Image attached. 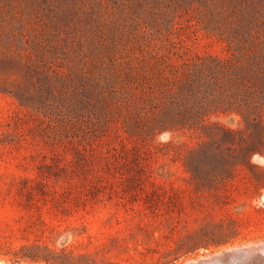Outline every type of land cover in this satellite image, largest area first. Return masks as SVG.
<instances>
[{
  "label": "rangeland",
  "instance_id": "rangeland-1",
  "mask_svg": "<svg viewBox=\"0 0 264 264\" xmlns=\"http://www.w3.org/2000/svg\"><path fill=\"white\" fill-rule=\"evenodd\" d=\"M248 31L264 38V0H0V239L68 246L116 264H184L264 241V155L251 159L260 173L233 159L217 196L195 188L192 162L160 151L170 140L186 151L196 142L190 132L157 134L138 164L133 151L103 155L106 139L91 149L57 136L71 127L60 114L73 97L86 134L101 122L103 98H121L141 72L153 73V55L226 53ZM48 76L74 81L75 90H47ZM210 119L251 133L238 114ZM200 241L210 246L192 251Z\"/></svg>",
  "mask_w": 264,
  "mask_h": 264
},
{
  "label": "trees",
  "instance_id": "trees-1",
  "mask_svg": "<svg viewBox=\"0 0 264 264\" xmlns=\"http://www.w3.org/2000/svg\"><path fill=\"white\" fill-rule=\"evenodd\" d=\"M245 34L238 37L235 48L222 54L206 47H186L180 52L173 48L171 53L153 55L156 60L153 73L141 72L135 86L124 88L121 98L114 92L106 97L107 101L103 98L104 110L95 112L101 122L86 134L81 132L87 121L84 114L78 112L80 101L73 97L67 115L60 114L63 110L59 113L60 120L69 122L71 127L59 128L57 136L62 139V135L68 134L71 143L87 144L91 149L96 144L102 145L106 139L108 148L100 149L103 155L122 158L133 151L132 161L138 164L142 153L152 152L150 142L157 134L190 132L196 142L186 151L177 149L173 140L164 144L167 149L160 151L168 153L174 148L177 158L192 162L189 171L195 188L211 190L219 196L228 186L230 163L239 158L244 165L260 173L261 169L251 159L256 153L264 155V38L250 31L247 37ZM41 81L49 91L72 87L75 90L74 81H58L49 76ZM31 95L29 93L25 100L31 101L30 97H35ZM232 113L240 115L246 129H251L247 138L242 129H232L210 119L212 115ZM139 145L145 146L140 148ZM236 147L239 155L233 156ZM131 179L136 183V179ZM263 186L264 179L257 183V188ZM209 246L200 241L191 250ZM0 260L22 264H116L98 262L87 251L68 246L57 248L36 241L15 244L8 239H0Z\"/></svg>",
  "mask_w": 264,
  "mask_h": 264
},
{
  "label": "water",
  "instance_id": "water-1",
  "mask_svg": "<svg viewBox=\"0 0 264 264\" xmlns=\"http://www.w3.org/2000/svg\"><path fill=\"white\" fill-rule=\"evenodd\" d=\"M262 202L264 204V195ZM0 264L6 263L0 261ZM184 264H264V241L224 249L218 253L189 260Z\"/></svg>",
  "mask_w": 264,
  "mask_h": 264
}]
</instances>
